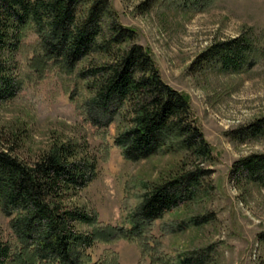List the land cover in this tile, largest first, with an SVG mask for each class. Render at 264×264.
<instances>
[{
  "label": "rangeland",
  "instance_id": "rangeland-1",
  "mask_svg": "<svg viewBox=\"0 0 264 264\" xmlns=\"http://www.w3.org/2000/svg\"><path fill=\"white\" fill-rule=\"evenodd\" d=\"M117 22L133 28L131 43L147 49L161 79L190 101V119L211 149L198 160L182 151L161 150L132 161L114 144L117 121L106 128L92 125L83 103L90 97L78 72L110 61L91 53L72 73L51 66L36 71L29 64L37 35L26 33L14 54H3L21 79L10 99L0 101V148L32 166L56 144L70 147L73 157L93 163L92 179L69 190L66 203L95 211L103 224L127 226V215L145 191L179 170L201 165L208 189L154 221L143 250L137 241L95 242L87 249L92 261L116 264H179L201 256L203 264H264V185L236 181L233 165L251 153H264V135L243 142L227 133L264 116V0H108ZM243 36L255 45L254 62L239 70L198 56L213 44ZM207 215L195 225V217ZM9 217L0 210V241H12ZM83 232L89 228L77 224ZM147 250V251H146Z\"/></svg>",
  "mask_w": 264,
  "mask_h": 264
},
{
  "label": "trees",
  "instance_id": "trees-1",
  "mask_svg": "<svg viewBox=\"0 0 264 264\" xmlns=\"http://www.w3.org/2000/svg\"><path fill=\"white\" fill-rule=\"evenodd\" d=\"M29 31L37 35L29 59L36 71L54 66L72 73L91 53L110 58L81 69L78 78L87 81L91 94L83 103L86 119L98 128L117 121L113 142L126 159L137 161L161 150L211 159L209 144L190 119L188 96L161 79L142 45L124 46L136 32L117 22L108 0H0V101L10 99L21 87V79L2 55L14 54ZM254 52L255 45L238 36L213 44L198 60H215L223 68L239 70L253 64ZM227 135L240 142L264 135V116ZM72 153L69 146L56 144L29 166L0 148V210L10 218L13 234L12 241H0V264H116L107 259L93 262L87 249L95 242L126 239L145 250L155 220L208 191L203 178L210 169L197 165L179 170L143 193L127 215V226L103 224L95 211L65 201L69 190L84 187L94 174L93 163ZM231 175L237 182L264 185V153L239 159ZM209 219L202 215L192 223ZM77 224L89 229L81 232ZM259 237L264 240V233ZM201 262V256L194 255L179 264Z\"/></svg>",
  "mask_w": 264,
  "mask_h": 264
}]
</instances>
